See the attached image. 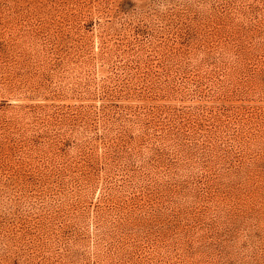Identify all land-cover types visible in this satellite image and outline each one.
<instances>
[{"label": "rangeland", "instance_id": "rangeland-1", "mask_svg": "<svg viewBox=\"0 0 264 264\" xmlns=\"http://www.w3.org/2000/svg\"><path fill=\"white\" fill-rule=\"evenodd\" d=\"M0 264H264V0H0Z\"/></svg>", "mask_w": 264, "mask_h": 264}]
</instances>
